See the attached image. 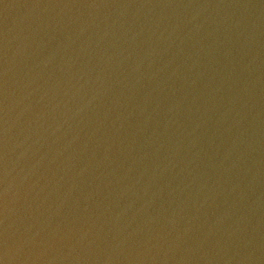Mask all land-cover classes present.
<instances>
[{
  "label": "water",
  "instance_id": "obj_1",
  "mask_svg": "<svg viewBox=\"0 0 264 264\" xmlns=\"http://www.w3.org/2000/svg\"><path fill=\"white\" fill-rule=\"evenodd\" d=\"M0 264H264V0H0Z\"/></svg>",
  "mask_w": 264,
  "mask_h": 264
}]
</instances>
